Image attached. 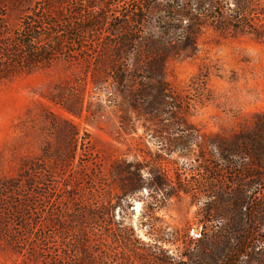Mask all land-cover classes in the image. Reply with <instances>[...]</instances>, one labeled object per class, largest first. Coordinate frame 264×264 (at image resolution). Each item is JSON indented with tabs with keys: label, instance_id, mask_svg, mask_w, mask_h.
<instances>
[{
	"label": "trees",
	"instance_id": "obj_1",
	"mask_svg": "<svg viewBox=\"0 0 264 264\" xmlns=\"http://www.w3.org/2000/svg\"><path fill=\"white\" fill-rule=\"evenodd\" d=\"M120 1L32 0L15 30L0 13V79L58 60L82 65L83 81L110 80L127 109L147 117L162 151L193 154L195 165L182 163L171 178L159 164L119 158L104 171L89 167L86 181L75 175L85 134L41 102L56 121L57 146L49 149L48 142L14 175L0 173V238L22 264H264V113H253L238 132L208 136L186 120L191 103L163 78L165 60L194 54L206 27L264 36V0H136L134 8L117 12ZM200 75L204 84L207 72ZM203 87H194L197 96ZM54 89L44 96L50 104L81 115L83 89ZM138 191L148 240L116 217L122 197ZM182 196L196 205V235L189 226L180 231L155 223V211Z\"/></svg>",
	"mask_w": 264,
	"mask_h": 264
},
{
	"label": "rangeland",
	"instance_id": "obj_2",
	"mask_svg": "<svg viewBox=\"0 0 264 264\" xmlns=\"http://www.w3.org/2000/svg\"><path fill=\"white\" fill-rule=\"evenodd\" d=\"M105 1L113 3L115 0ZM32 5V0H0V13L5 15L6 27L15 30L21 15ZM135 5L136 0H121L114 10L125 12ZM84 70L82 65L58 60L49 68L20 71L0 79V173L16 174L20 163L37 155L40 157L48 142L49 149L56 148L55 132L51 129L56 121L52 122L41 102L69 119L79 135L85 134V149L79 145L75 157V175L81 172L86 181L89 167L95 165L104 171L111 161L119 158L129 160L136 156L140 161L145 159L151 164H159L171 178L182 163L191 161L195 165L193 154L162 151L158 137H150L153 132L148 130L152 126L147 117L130 112L110 80L83 81ZM204 72L207 76L203 84L200 74ZM101 76L102 73L96 79ZM163 78L172 92L191 103L184 117L201 133L209 136L238 132L251 122L253 113H264V36L222 35L206 27L197 36L194 54L187 56L183 52L165 60ZM55 85H77L76 91L83 89L81 115L70 114L44 98L49 92L57 93ZM196 85H204L200 96L194 90ZM120 121L125 124L122 126ZM47 164L41 166L44 168ZM58 168L53 170L55 175L61 170ZM147 172L148 168H145L143 175ZM185 175L189 176L188 170ZM100 188L109 192L104 185ZM142 193L123 196L115 212L116 217L123 216L143 240H148L140 219L145 202ZM195 211L196 205L190 203L188 196L171 198L155 211L154 215L158 217L155 223L180 231L189 226V234L196 235ZM169 248L173 250L174 246ZM0 264H22L1 238Z\"/></svg>",
	"mask_w": 264,
	"mask_h": 264
}]
</instances>
